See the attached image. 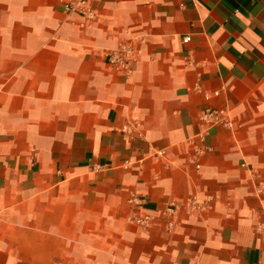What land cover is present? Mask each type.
<instances>
[{
	"label": "crops",
	"instance_id": "obj_1",
	"mask_svg": "<svg viewBox=\"0 0 264 264\" xmlns=\"http://www.w3.org/2000/svg\"><path fill=\"white\" fill-rule=\"evenodd\" d=\"M66 1L0 0V264H264V0Z\"/></svg>",
	"mask_w": 264,
	"mask_h": 264
},
{
	"label": "built area",
	"instance_id": "obj_2",
	"mask_svg": "<svg viewBox=\"0 0 264 264\" xmlns=\"http://www.w3.org/2000/svg\"><path fill=\"white\" fill-rule=\"evenodd\" d=\"M88 1L87 0H70L63 2L62 4V10L67 15L73 14L75 12L80 13L84 18L90 20L94 18L93 12L87 7ZM190 40L189 37H186L183 39L185 43H187ZM133 56V51L129 48L123 49L120 53L114 55L113 62L120 63L124 66L127 65L130 58ZM214 96L218 95V92L213 93ZM205 99H208V95L204 96ZM199 120L201 124L204 126V131L199 134V141L202 144L200 148L196 150L197 154H201L202 152L209 150L208 147L203 146L204 138L207 133V130L213 127L217 126H225V127H231L232 120L228 117L224 116L222 112L218 110H205L200 114ZM196 168H199L198 165H196ZM130 203L133 205H140L141 201L137 198H132L130 200ZM149 221V217H143V218H137L135 219V222L139 224L140 226L146 227Z\"/></svg>",
	"mask_w": 264,
	"mask_h": 264
}]
</instances>
